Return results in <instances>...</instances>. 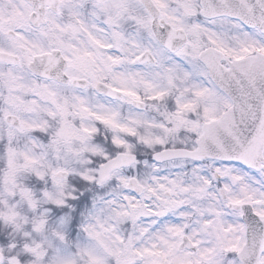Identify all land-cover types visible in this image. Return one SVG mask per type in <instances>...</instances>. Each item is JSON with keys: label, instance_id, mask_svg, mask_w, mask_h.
I'll list each match as a JSON object with an SVG mask.
<instances>
[{"label": "snow or ice", "instance_id": "6c2138e0", "mask_svg": "<svg viewBox=\"0 0 264 264\" xmlns=\"http://www.w3.org/2000/svg\"><path fill=\"white\" fill-rule=\"evenodd\" d=\"M0 264H264V0H0Z\"/></svg>", "mask_w": 264, "mask_h": 264}]
</instances>
